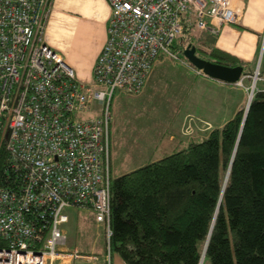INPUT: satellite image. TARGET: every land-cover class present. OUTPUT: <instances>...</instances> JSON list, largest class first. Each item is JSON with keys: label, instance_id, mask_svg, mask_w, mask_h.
<instances>
[{"label": "built area", "instance_id": "1", "mask_svg": "<svg viewBox=\"0 0 264 264\" xmlns=\"http://www.w3.org/2000/svg\"><path fill=\"white\" fill-rule=\"evenodd\" d=\"M107 1L108 37L83 81L45 42L56 0H0V264L96 260L70 249L63 227L66 209H89L109 245L115 95L140 93L158 58H179L185 31L198 38L241 18L234 0Z\"/></svg>", "mask_w": 264, "mask_h": 264}, {"label": "trees", "instance_id": "2", "mask_svg": "<svg viewBox=\"0 0 264 264\" xmlns=\"http://www.w3.org/2000/svg\"><path fill=\"white\" fill-rule=\"evenodd\" d=\"M191 37L185 31L174 49L194 45ZM243 116L238 111L202 141L111 179L110 257L201 264L207 245L203 264H264L263 91L244 123Z\"/></svg>", "mask_w": 264, "mask_h": 264}, {"label": "crops", "instance_id": "3", "mask_svg": "<svg viewBox=\"0 0 264 264\" xmlns=\"http://www.w3.org/2000/svg\"><path fill=\"white\" fill-rule=\"evenodd\" d=\"M81 3H83V5H81ZM234 6L241 10L239 24L223 25L216 33L206 31L201 33L198 38L191 37V40L194 44L193 46H196V54L200 58L211 62L222 63L230 67L241 66L243 68L241 79L242 77L247 76V78L244 79V86H240L238 83L228 84L222 81L213 80L205 76L201 70L197 68L192 69L191 67L194 65L189 60L188 62L189 65H191L189 69L193 70L198 77H192L191 85L193 82L194 84H197L199 80H201L202 83H205L200 85V87L205 85V88H203L201 92L205 89V92H211L212 95L216 93L215 90L217 89L218 93L223 94V101L220 102L221 109L236 114L238 111L243 110L248 104L250 94L249 89L253 85L252 77L257 71L259 72L260 80L258 81H261V86L257 87L256 84V93L261 91L264 92V50L262 57H259L262 50V44H264V0H234ZM110 16L111 9L107 0H56L55 2L53 11L48 20L44 37L45 42L52 50L59 53L65 59V61L74 69L77 78L80 80H92L95 65L108 37L107 29ZM180 55H182V53ZM161 58L164 57H160L156 60L153 69L146 80L145 86L137 96L144 95L149 89L152 90L160 88L161 86L164 88L169 85V83L166 84L167 82L165 83V86L163 84L165 76L170 75L163 70L166 68L165 64L163 69L158 70L159 67L162 66V63H164L161 61L158 62ZM170 76L171 78L173 77L172 74ZM200 77H203L204 79H199ZM205 79L211 82H204ZM172 80L175 81L174 78ZM176 95L177 94H173L171 97L170 94H168L165 102L162 101V106L157 108L161 109L163 112L165 110L170 111V109L175 112L176 105L182 100V96L184 97V95L181 94ZM207 101L218 106L216 98H209ZM182 103H184V99ZM210 106L213 108L212 105ZM154 108L155 107L152 106L150 110ZM206 110H209L208 105ZM216 110L220 111L219 106L216 107ZM189 117L193 118L191 115H185L184 118H180L181 121L178 119L175 121V125L173 126L174 129L168 131L174 132L171 134L169 133L168 143H170V145L175 142V136L178 134H183L182 136L185 137V139H179V142L195 137L186 135L188 133L186 128L188 127L187 118ZM195 119L200 122L194 124L193 127H190V130L193 131V135H195V133H205L204 130L207 129H199L198 124L201 125V128L203 126L209 127V131L215 129L214 127H217L209 115H204V117L198 116ZM222 122L219 124H222ZM170 124L172 125V121ZM179 128L181 129V133H178ZM196 129L199 130L195 131ZM176 130L177 134L175 133ZM160 145L161 144L159 143L156 147H159ZM84 211L91 212L86 211L85 209ZM85 214L87 215V213ZM86 219L87 216L84 214L80 216L79 219H74L73 221L69 216V221L65 224V226L67 225L66 231L64 229L67 237L69 238L70 231L73 235L76 233L79 238L84 237L86 229L89 228V226L86 225ZM95 222L102 225L104 233V225L97 222L96 219ZM69 242L70 240L68 239V244ZM74 247L81 251L79 246ZM85 256L96 258V256L91 255ZM78 261L79 259H77L74 264H79ZM86 261L94 260L86 259ZM114 261L113 264H125L119 256H116Z\"/></svg>", "mask_w": 264, "mask_h": 264}, {"label": "rangeland", "instance_id": "4", "mask_svg": "<svg viewBox=\"0 0 264 264\" xmlns=\"http://www.w3.org/2000/svg\"><path fill=\"white\" fill-rule=\"evenodd\" d=\"M81 5H83V3H81ZM263 50L264 44H262L259 57H262ZM182 55L177 59L162 56L164 58L158 61L164 62L158 70L163 69L165 64L166 68L163 69L164 72L170 75L172 74L173 76L172 78L170 75L165 76L163 81L164 86L166 82V84L169 83L166 87L162 88L163 86H161L160 88L149 89L141 96L119 91L113 99L111 106L112 121L110 125L111 179L137 170L150 162L160 160L164 158L165 155L171 153V151L177 152L183 150L192 140L196 142L202 141L209 132V127L203 126L201 128V125L198 124L199 129H207H205L206 131L204 130L205 133H195V135H193V131L189 129L191 126L193 127L194 124L200 122L195 119L198 116L204 117V115H209L212 121L217 125V127L214 128H222L235 115L233 112L221 109L220 102L223 101V94L218 93L217 89L215 90L216 93L212 95L211 92H205V89L201 92V90L205 88V85L200 87L201 84H205L202 83L201 80H199L197 84L193 82L191 85L192 77H198L193 70L189 69L191 65H189V59L184 55V52H182ZM191 68L197 67L192 66ZM173 78L175 81L172 80ZM199 79L203 80L204 78L200 77ZM204 82L211 81L205 79ZM260 86L261 81H258L257 87ZM168 94H170L171 97L173 94L184 95L179 104L176 105L175 112L171 109L170 111L165 110L163 112L161 109L157 108L162 106V101L165 102ZM209 98H216L220 111L216 110V107H218L216 104L207 101ZM183 99L184 103H182ZM207 105L208 111L206 110ZM210 105H212L213 108H211ZM152 106L155 107V110H150ZM246 107L247 106L244 107L243 111H245ZM185 115H191L196 120L190 117L187 118L188 127H186L188 132L186 135L195 137L179 142V139H185V137L182 136L183 134H178L175 136V142L170 145V143H168L169 135L174 132L168 131L174 129L173 126L175 125V121L184 118ZM171 121L172 125L170 124ZM221 122L222 124H219ZM175 133L177 134V130ZM178 133H181L180 128ZM159 143L161 145L156 147ZM85 210L91 211L89 209ZM65 213L70 216L72 221L74 219H79L83 214L87 216L85 222L89 228L86 229L85 236L79 238L76 233L73 235L70 231L68 238L70 242L68 245L70 249L72 248L74 250H76L74 246H79L81 248L80 252L83 255L96 256V260L86 261V259H79V264H113V262H115L114 259L118 255L113 254L112 257H110V261H108V257L110 256L108 252L110 253V251L107 245L106 230L103 233L102 225L95 222L94 213L92 211L85 212L83 208H68ZM85 213H87V215ZM66 227L67 225H64L65 231ZM75 261L76 260L71 264H74ZM204 264H210V261L207 260Z\"/></svg>", "mask_w": 264, "mask_h": 264}, {"label": "water", "instance_id": "5", "mask_svg": "<svg viewBox=\"0 0 264 264\" xmlns=\"http://www.w3.org/2000/svg\"><path fill=\"white\" fill-rule=\"evenodd\" d=\"M196 48L193 45H189L185 50H184V55L189 59V61L197 67V69L201 70L202 73L213 79V80H218L222 81L228 84H236L240 81L241 76L243 74V68L241 66H236V67H230L222 63H216V62H211L207 61L203 58H200L196 54ZM250 99V98H249ZM253 97L248 100V105L244 111V116H243V123L246 120L248 110L251 104ZM232 165V163H231ZM228 178V175H227ZM226 178V182H227ZM225 182V184H226ZM206 247L205 246L203 253L206 252ZM202 253V257H203ZM202 260V258H201ZM202 262V261H201Z\"/></svg>", "mask_w": 264, "mask_h": 264}, {"label": "bare ground", "instance_id": "6", "mask_svg": "<svg viewBox=\"0 0 264 264\" xmlns=\"http://www.w3.org/2000/svg\"><path fill=\"white\" fill-rule=\"evenodd\" d=\"M253 95V94H252ZM251 97H253V96H250V99H251ZM249 99V100H250ZM112 232V231H111ZM112 235V234H111ZM111 238V237H110ZM108 248H109V251H110V240H109V245H108ZM204 257H205V253H203V257H202V262H201V264L203 263V261H204Z\"/></svg>", "mask_w": 264, "mask_h": 264}]
</instances>
